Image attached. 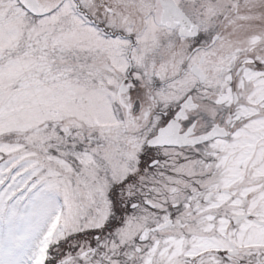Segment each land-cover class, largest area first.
<instances>
[{
	"label": "snow or ice",
	"instance_id": "snow-or-ice-1",
	"mask_svg": "<svg viewBox=\"0 0 264 264\" xmlns=\"http://www.w3.org/2000/svg\"><path fill=\"white\" fill-rule=\"evenodd\" d=\"M0 264H264V0H0Z\"/></svg>",
	"mask_w": 264,
	"mask_h": 264
}]
</instances>
